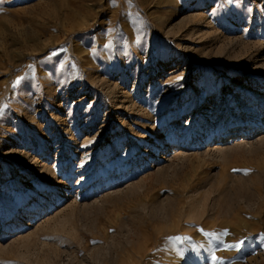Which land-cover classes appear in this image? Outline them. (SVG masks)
<instances>
[{
  "label": "rangeland",
  "instance_id": "1",
  "mask_svg": "<svg viewBox=\"0 0 264 264\" xmlns=\"http://www.w3.org/2000/svg\"><path fill=\"white\" fill-rule=\"evenodd\" d=\"M213 254L264 264V0H0V264Z\"/></svg>",
  "mask_w": 264,
  "mask_h": 264
},
{
  "label": "bare ground",
  "instance_id": "2",
  "mask_svg": "<svg viewBox=\"0 0 264 264\" xmlns=\"http://www.w3.org/2000/svg\"><path fill=\"white\" fill-rule=\"evenodd\" d=\"M233 132H235V131H233ZM228 134H229V136H230V133H225V134H222L221 133V135H220V138H218L217 139V141L219 142V144H222V143H224V141H226V136H228ZM246 134H250V133H248L247 132V129L246 128H243V127H240L238 130H236V133H234V135L235 136H245ZM232 135V134H231ZM223 138V139H222ZM221 139H222V141H221ZM209 141V140H208ZM173 152V151H172ZM177 153V152H176ZM174 154V153H173ZM30 217V216H29ZM15 220H13V221H17V220H19V218H20V214H19V211H18V213L16 212V215H15ZM8 219V218H7ZM2 228H4V226L2 225L1 226V229ZM249 248H250V246H249Z\"/></svg>",
  "mask_w": 264,
  "mask_h": 264
},
{
  "label": "snow or ice",
  "instance_id": "3",
  "mask_svg": "<svg viewBox=\"0 0 264 264\" xmlns=\"http://www.w3.org/2000/svg\"><path fill=\"white\" fill-rule=\"evenodd\" d=\"M53 55H55V53H53ZM177 79H180V77H177ZM17 83H19V80L17 81ZM223 234H227V231L225 230V232ZM206 236L208 235H212L210 233H205ZM243 241H239L236 245H227L226 247H239V244H242ZM218 260V258L215 256V254L212 255V261L213 264H215V262Z\"/></svg>",
  "mask_w": 264,
  "mask_h": 264
}]
</instances>
